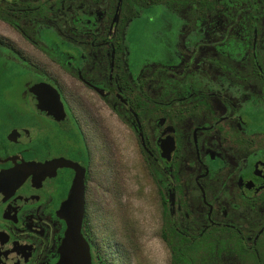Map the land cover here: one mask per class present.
Segmentation results:
<instances>
[{"label": "flooded vegetation", "instance_id": "1", "mask_svg": "<svg viewBox=\"0 0 264 264\" xmlns=\"http://www.w3.org/2000/svg\"><path fill=\"white\" fill-rule=\"evenodd\" d=\"M0 24L21 81L0 97V264L58 261L79 183L89 264H142L125 145L149 264H264V0H0Z\"/></svg>", "mask_w": 264, "mask_h": 264}, {"label": "rangeland", "instance_id": "2", "mask_svg": "<svg viewBox=\"0 0 264 264\" xmlns=\"http://www.w3.org/2000/svg\"><path fill=\"white\" fill-rule=\"evenodd\" d=\"M142 29H143V22L140 20V18H135L133 21H131L128 40H129L130 48L132 49V55H134V58H137L139 54L138 48H139L140 38L143 33ZM0 34L13 39V41L17 39V37L13 35L10 31H8L4 27L3 24H0ZM15 42L19 43L18 40ZM2 58L3 57L0 55V67H12L8 63H6V66H5L4 60ZM10 75L6 77H3L4 75H0V97H6L9 100H12V99H15L14 97L17 95V93L20 90L21 81L19 83L17 79L15 78L16 77L15 75L14 77H10ZM1 77L4 79H2ZM5 79H8V80L12 79V80L10 82H5ZM0 112L6 113L8 112V109L2 106L0 107ZM100 113L102 115L105 114V112L103 113L100 112ZM107 121L108 123L110 122V125H112V122L110 121V119ZM113 128H114V135L116 139L118 140V142L123 144V139H125L124 129L116 121H114L113 123ZM121 148L122 149L119 154L121 156L122 162L127 159L128 167L125 170L123 168L121 170L117 169L116 174L118 177L121 176L123 178L122 181H124L125 183L127 180L125 178H129L128 179L129 183L127 182L126 184V191L129 194V202L131 205L132 216L135 219L137 224H140L139 220H141V223H145V227H146V228H143L142 235L141 236L138 235V238H139L138 241L140 243V247L135 252H133L132 255L142 256L141 263L149 264L148 261L146 260L147 257L148 258L151 257L155 261V258L159 254L156 241L154 238L151 237L152 235H150V233L153 232V225L151 224V219H148L149 218L148 214L150 213V210L144 209V207L142 206L141 200H139V198L134 196L135 184L133 181H135L136 179H134L133 177H139V172L137 171V168L132 166V163L136 159L135 152H133L126 145ZM144 211H146V215L144 214ZM145 216H146V221H142L143 217Z\"/></svg>", "mask_w": 264, "mask_h": 264}, {"label": "water", "instance_id": "3", "mask_svg": "<svg viewBox=\"0 0 264 264\" xmlns=\"http://www.w3.org/2000/svg\"><path fill=\"white\" fill-rule=\"evenodd\" d=\"M79 185L77 184L74 187L69 199L63 206L66 230L60 248L59 259L55 264H89L88 247L79 234L83 211L82 194L81 188L78 187Z\"/></svg>", "mask_w": 264, "mask_h": 264}, {"label": "trees", "instance_id": "4", "mask_svg": "<svg viewBox=\"0 0 264 264\" xmlns=\"http://www.w3.org/2000/svg\"><path fill=\"white\" fill-rule=\"evenodd\" d=\"M0 44L4 45L5 47H13V44L11 41L7 40V39H1L0 38ZM132 249H135L134 246H132Z\"/></svg>", "mask_w": 264, "mask_h": 264}]
</instances>
